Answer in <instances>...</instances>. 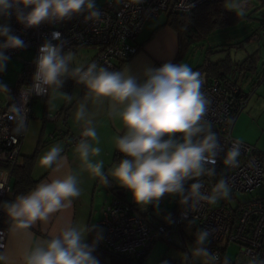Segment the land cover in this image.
<instances>
[{"label":"clouds","instance_id":"9594fccd","mask_svg":"<svg viewBox=\"0 0 264 264\" xmlns=\"http://www.w3.org/2000/svg\"><path fill=\"white\" fill-rule=\"evenodd\" d=\"M226 8L238 15L245 14L247 0H225ZM30 8L17 20L26 27H36L43 22L70 20L73 15L87 12L85 19H99L95 0H0V16H8L17 7ZM59 39L60 33L52 34ZM0 37L4 42L0 49L23 48L24 41L11 34L7 25H0ZM8 57L0 51V71L6 67ZM74 56L71 51L62 53L59 45L45 42L39 49L34 74L35 85L59 90L65 77L74 79L87 89L84 102L80 103L75 121L82 125L81 139L75 146L83 168L94 177L108 184L109 175L121 187L132 193L136 204L158 206L165 195L179 197V203L190 211H197L201 202L215 204L230 198V186L226 179H219L210 193L202 191V176H214V165L220 148L211 123L205 119L210 101L202 92L200 72L193 71L185 63H164L159 68L145 70L146 79L140 83L125 67L119 71L90 63L85 68L71 67ZM6 90V86L0 85ZM71 100V96L64 94ZM108 102V115L119 119L123 134L115 140L123 158L114 163L108 174L104 171L100 156V137L94 114L88 110L93 104ZM63 147L57 143L39 159L43 168L59 171L65 157ZM239 149H229L224 165L234 166ZM188 181H195L185 188ZM80 180L76 174L42 182L27 194H21L3 207L19 229H28L36 221H47L51 214L67 207L72 199L81 195ZM94 227V226H93ZM93 228L69 226L59 235L37 243L25 252L23 264H99L92 255L94 247L85 243L86 235ZM213 229H201L195 233L194 246L185 253V259L200 258L203 264H217L218 253L206 246ZM6 257L0 254V261ZM227 264V260L223 262ZM249 264H264L253 257Z\"/></svg>","mask_w":264,"mask_h":264},{"label":"built area","instance_id":"2783aa9c","mask_svg":"<svg viewBox=\"0 0 264 264\" xmlns=\"http://www.w3.org/2000/svg\"><path fill=\"white\" fill-rule=\"evenodd\" d=\"M220 0H106L96 7L99 19H85L87 12L75 14L70 20L43 22L36 27H26L17 20V15L26 14L30 8L17 6L10 15L11 34L24 41L23 48L5 49L10 56L20 51H31L33 58L25 60L18 73L15 88L6 101L0 100V250L5 247L7 229L2 226L6 214L3 204L11 194L12 170L21 162V142L32 115L35 99H43L47 92L35 85L34 74L39 49L45 42L59 45L62 53L82 46H96L95 55L86 65L112 67L116 60H129L137 51V35L146 22L161 13H189L205 2ZM264 3V0H259ZM60 33L53 39V33ZM1 81V76H0ZM258 84L264 75L258 77ZM202 92L210 101L205 119L211 123L220 148L216 157L214 176H202V191L210 193L216 182L224 178L230 186V198L220 199L215 204L201 202L197 211H190L177 199L175 213L166 220L152 224L136 207L121 197L117 190L103 208L100 218L90 233L87 244L103 251L107 256L121 255L126 259L144 254L156 241L183 246L186 241L194 244L195 233L201 229H213L207 243L212 253H218L221 264L231 246L237 248L232 264H249L253 258L264 260V197L240 200L242 194L252 193L264 187V153L232 135L233 124L245 108L251 94L241 84L231 80L213 78L202 85ZM57 115L48 114L55 120ZM52 138V136H51ZM81 136H72L71 145H76ZM238 148L234 166L223 163L229 149ZM188 181L185 188L191 183ZM187 252V251H186ZM229 260V259H228ZM185 264L196 263L192 259Z\"/></svg>","mask_w":264,"mask_h":264},{"label":"crops","instance_id":"0c3cea01","mask_svg":"<svg viewBox=\"0 0 264 264\" xmlns=\"http://www.w3.org/2000/svg\"><path fill=\"white\" fill-rule=\"evenodd\" d=\"M153 19L148 20L143 30L137 35L135 43L138 46V51L122 68L126 67L129 74L134 76L140 83L146 79L144 75L146 69L159 68L168 62L174 63L177 61L178 64L183 62L182 59H179L181 47L177 32L168 25L163 24L165 19L161 21H154ZM3 42L4 37H0V44ZM0 51L5 54V49H0ZM95 53L93 54L95 55ZM93 54L85 61L83 66L92 59ZM3 86L6 85L3 84ZM14 88L15 84L9 90L2 88L0 90V100L6 101ZM86 93V88H80L79 93H76L77 96L75 94L74 97L71 96L70 101H74L67 111L62 110L65 103L62 102L63 104L56 106L54 113H52L49 101H47L49 96L48 91L47 97L43 98V103L41 102L39 106L37 104L39 99L34 100L32 115L21 142V162L19 166L23 164L25 157L31 156L38 148L32 168L33 179L37 180V182L31 190L42 182H50L52 179L63 178L67 174H76L80 180L81 195L78 198L72 199L71 204L67 207L51 214L47 221L38 220L28 229L15 227L14 222L6 212L2 219V226L7 229V238L5 247L0 250V254H3L6 260L0 261V264H23L22 258L25 252L34 248L37 243L59 235L66 227L74 226L80 228L88 226L89 228H94L103 208L112 199L114 192L109 188L108 184L106 185L101 178L94 177L83 168L78 155L74 151L76 145L70 144L71 137L80 136L82 131V125L75 121L74 114L79 104L84 102ZM87 106L89 112L94 114V121L100 137L99 147L101 148V154L94 159L103 160L105 174H108V169L113 165L111 158L116 145L115 140L123 134V125L118 118L113 120L108 115L109 105L106 100L102 104H93L91 101H88ZM48 114L57 115V118L55 120L47 119ZM57 143L62 145V155L66 158L63 167L59 171L41 167L39 165L40 157L51 146ZM108 181L111 188H117V190L123 192V196L121 197L126 200L124 189L110 175ZM12 182L13 178H11ZM6 202H9L8 199ZM135 207L143 214L146 220L149 219L146 217L149 213L148 210H139L136 205ZM175 211L176 206L169 211L163 210L160 218L149 219L148 221L152 224L161 222L169 219ZM89 236L90 232L85 237V243H88Z\"/></svg>","mask_w":264,"mask_h":264},{"label":"rangeland","instance_id":"374dc122","mask_svg":"<svg viewBox=\"0 0 264 264\" xmlns=\"http://www.w3.org/2000/svg\"><path fill=\"white\" fill-rule=\"evenodd\" d=\"M105 1L95 0V6H102ZM165 16V13H161L157 18L154 17L153 20L161 21L165 19ZM243 16L244 19L236 26L216 30L205 39L190 46L182 58V63L187 64L193 70L198 66H202L206 60L213 63L223 59V65L219 70L225 72L229 80L241 84L246 93L251 94L245 108L237 116L233 124L232 135L264 153V81L258 85L255 83L258 76L262 73V68H264V29L260 27L261 23L264 22V3H261L259 0H247ZM0 25L10 27V20L4 16H0ZM208 48L213 52L205 53ZM96 50V46H82L72 51L74 60L71 67L83 66L85 61ZM248 55L253 57L254 68L246 71L245 74L239 71L236 72L235 67L237 63L241 62ZM7 57L6 67L3 71H0V85H6V90H9L16 83L18 73L22 70L24 61L31 60L33 53L31 51H20ZM201 77H204L203 73ZM79 91L80 85L73 88L70 95L74 97L75 94L77 96L76 93H79ZM48 94L47 101H49L52 113H54L56 106L65 102L66 98L64 94L67 95V93L62 89L49 88ZM41 102L43 103V99L37 101L38 106ZM123 189L127 202L135 204L139 210H148L147 219L160 218L163 210H172L177 204L178 197L165 195L159 201L158 206L150 204L142 207L134 202L132 193L129 190ZM250 197H264V187L256 188L252 193L242 194L238 198L240 200H247ZM193 246V243L189 241H186L181 247L161 240L156 241L149 248L145 257V263L157 264L161 258L166 257L184 264L186 262L185 253L186 251H190ZM236 253L237 248L231 246L226 253V257L234 260ZM192 260L196 263H203L200 258H192Z\"/></svg>","mask_w":264,"mask_h":264},{"label":"trees","instance_id":"16d2710c","mask_svg":"<svg viewBox=\"0 0 264 264\" xmlns=\"http://www.w3.org/2000/svg\"><path fill=\"white\" fill-rule=\"evenodd\" d=\"M165 14L166 16L163 24L168 25L178 34L179 45L181 47V57L179 56V59H182V56H184V54L186 53L185 51L190 48V46L205 39L214 31L234 27L244 19V16L238 15L235 11L227 10L225 0L205 2L194 8L189 13H174L172 11H166ZM260 27L264 29V22L261 23ZM212 52L213 51L210 48L206 49L205 51V53ZM127 61L128 60H116L114 61L112 67L107 68L112 71L122 70ZM173 64L178 63L177 61H175ZM222 65L223 59L217 60L213 63L206 60L202 66L194 68L193 71H198L200 72V74H204V77L202 78L203 85L208 84L213 78H218L219 80H229V78H227V74L219 70ZM253 68V57L251 55H248L241 62L237 63L235 71H239L245 74L246 71L252 70ZM262 75H264V68H262V73L258 77H261ZM233 82L237 83L236 81ZM255 83H258V81H256ZM79 85L81 89L85 88L83 84L77 83L74 79L70 77H65L64 83L60 89L64 90L67 95L71 96V90L75 86ZM48 90L49 89H47V91ZM73 101L74 100L69 101L68 99H66L62 110L67 111ZM37 150L38 148L34 151L31 156L25 157L24 162L21 166H18L12 170L13 182L11 183V194L8 196L9 198L7 197L9 202L13 201L16 196L27 193L36 184L37 180L33 179L32 168ZM122 158L123 155L117 150L115 145V149L111 158V163L114 164ZM4 167V165L0 164V168ZM108 186L115 194L117 188H111L109 183ZM121 196H123V193ZM148 250L149 249H147L144 254H140L129 259H126L121 255L107 256L103 251L98 249H94L92 255L99 260V264H146L145 257L148 253ZM225 260H227V264H232L230 263V259L228 260V258H225L223 262ZM223 262L221 264H223ZM157 264L180 263L176 260H171L169 258L164 257L161 258Z\"/></svg>","mask_w":264,"mask_h":264}]
</instances>
